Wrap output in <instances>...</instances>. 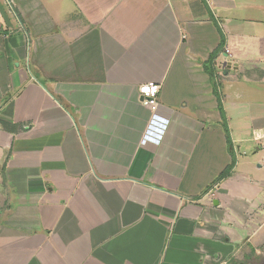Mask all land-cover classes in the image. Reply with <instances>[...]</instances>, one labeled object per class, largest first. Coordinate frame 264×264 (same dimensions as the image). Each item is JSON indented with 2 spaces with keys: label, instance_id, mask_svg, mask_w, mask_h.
Listing matches in <instances>:
<instances>
[{
  "label": "crops",
  "instance_id": "0c3cea01",
  "mask_svg": "<svg viewBox=\"0 0 264 264\" xmlns=\"http://www.w3.org/2000/svg\"><path fill=\"white\" fill-rule=\"evenodd\" d=\"M1 2L0 264H229L257 242L264 0Z\"/></svg>",
  "mask_w": 264,
  "mask_h": 264
},
{
  "label": "rangeland",
  "instance_id": "374dc122",
  "mask_svg": "<svg viewBox=\"0 0 264 264\" xmlns=\"http://www.w3.org/2000/svg\"><path fill=\"white\" fill-rule=\"evenodd\" d=\"M256 241L242 245L240 253L229 264H264V232Z\"/></svg>",
  "mask_w": 264,
  "mask_h": 264
},
{
  "label": "built area",
  "instance_id": "2783aa9c",
  "mask_svg": "<svg viewBox=\"0 0 264 264\" xmlns=\"http://www.w3.org/2000/svg\"><path fill=\"white\" fill-rule=\"evenodd\" d=\"M2 0H0V6L2 4L1 2ZM4 2H6V0H3ZM2 16V13H1V7H0V18ZM159 85H156V84H148V85H142V86H139L138 88V92L139 94L141 95L142 97V104L146 107H149L153 110H155L158 106L157 104V99H158V94H159ZM156 118L154 115L152 116V119H151V122H150V125H149V130L148 133L146 134V138L147 139H153L152 136H153V131L157 130L156 126L157 125V121Z\"/></svg>",
  "mask_w": 264,
  "mask_h": 264
},
{
  "label": "trees",
  "instance_id": "16d2710c",
  "mask_svg": "<svg viewBox=\"0 0 264 264\" xmlns=\"http://www.w3.org/2000/svg\"><path fill=\"white\" fill-rule=\"evenodd\" d=\"M220 34V43L217 47V49L215 50V52L212 54L211 56V59H214L216 58V56L223 50L224 48V45H225V38L223 36V34L221 32H219ZM215 95H216V98H217V101H218V109H219V113H220V116H221V120H222V126H223V129L224 131L227 132V127H226V119H225V115H224V112H223V109H222V104H221V98L220 96L217 94V91L215 90ZM227 145L230 149V154L232 156V163L230 164V166H228V168L218 176V178L214 181L213 185L219 183L221 180H223L224 178H226L229 174V172L231 171L232 167L234 166V152H233V147L231 145V141L229 139V137H227Z\"/></svg>",
  "mask_w": 264,
  "mask_h": 264
},
{
  "label": "water",
  "instance_id": "95a60500",
  "mask_svg": "<svg viewBox=\"0 0 264 264\" xmlns=\"http://www.w3.org/2000/svg\"><path fill=\"white\" fill-rule=\"evenodd\" d=\"M208 74H209V75H212V71H211V70H209V71H208Z\"/></svg>",
  "mask_w": 264,
  "mask_h": 264
}]
</instances>
